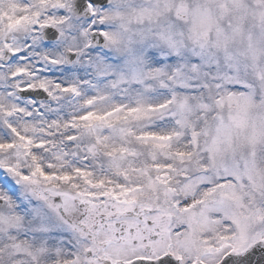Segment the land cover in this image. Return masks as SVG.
Wrapping results in <instances>:
<instances>
[{"label":"snow or ice","instance_id":"1","mask_svg":"<svg viewBox=\"0 0 264 264\" xmlns=\"http://www.w3.org/2000/svg\"><path fill=\"white\" fill-rule=\"evenodd\" d=\"M0 264H264V0H0Z\"/></svg>","mask_w":264,"mask_h":264}]
</instances>
